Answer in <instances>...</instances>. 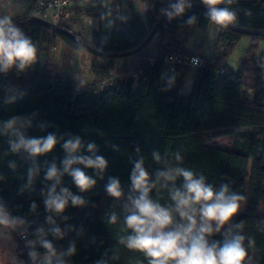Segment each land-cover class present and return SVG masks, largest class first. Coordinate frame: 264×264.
<instances>
[{
	"label": "trees",
	"instance_id": "trees-1",
	"mask_svg": "<svg viewBox=\"0 0 264 264\" xmlns=\"http://www.w3.org/2000/svg\"><path fill=\"white\" fill-rule=\"evenodd\" d=\"M80 1L93 5L87 14L99 15L102 0ZM180 2L150 0L144 15L132 13L127 21L115 19L94 32L90 42L94 48L108 54L124 53L137 48L156 22L171 12L150 41L132 55H93L104 60L92 67L94 78L111 70L119 76L98 93H76L78 83L72 77L40 62L31 69H0V210L9 220L22 218L27 222L31 237H40L38 249L42 254L48 253L44 241L54 251L68 254L67 260L56 264H149L143 253L120 243L131 234L124 217L133 195L130 176L135 162L141 159L152 182H156L158 171L182 167L203 175L217 189L227 184L231 192L244 197V208L209 240L222 241L231 227L233 233L245 237L244 264H264V57H255L259 41H264V0H225L217 5L235 13L231 25L260 35L216 25L209 19L203 0H183V4L203 7L184 8L176 15L173 5ZM27 17L18 16L13 21L21 20L17 27L40 51H48L57 40L86 51L66 35ZM208 24L220 31L210 54L196 52L205 62L195 69L191 86L184 93L186 69L178 75H164V58L171 53L194 54L185 46L187 38L193 28ZM57 26L73 32L66 20ZM242 36H249L251 41L247 56L233 70L226 61ZM11 120L17 123L8 130L6 124ZM17 133L25 139L53 134L57 144L51 152L33 157L23 148L13 150L20 142ZM223 136L229 137L226 146L214 143ZM76 138L82 147L73 155L101 156L107 162L103 172L81 164L72 166L96 181L87 191H81L64 171L63 161L69 154L63 145ZM89 144L96 146L95 156L88 151ZM153 153L159 154V162ZM53 165L60 173L59 183L47 179ZM109 178L120 181V198L106 192ZM182 182L178 178L175 186ZM164 183L158 182L150 197L168 207L172 205L169 190L173 185L164 187ZM53 186L56 194L66 188L84 203L73 205L69 200L60 213L48 209L46 201ZM112 214L117 216L114 224L109 223ZM236 224L243 227L237 229Z\"/></svg>",
	"mask_w": 264,
	"mask_h": 264
},
{
	"label": "clouds",
	"instance_id": "clouds-1",
	"mask_svg": "<svg viewBox=\"0 0 264 264\" xmlns=\"http://www.w3.org/2000/svg\"><path fill=\"white\" fill-rule=\"evenodd\" d=\"M227 2L231 3L232 0ZM203 3L208 6L209 19L216 25L227 26L236 19L235 13L228 8L217 7L225 3V0H203ZM173 8L176 15L183 13V0L173 5ZM36 54V46L14 24L11 16L0 18V69L4 72L13 67L24 70L35 62ZM16 123V120L9 121L6 129L13 130ZM56 144L57 138L53 134L41 139H25L20 135V142L13 145V150L23 148L35 157L51 152ZM63 147L69 154L63 161L64 171L71 175L81 191H87L96 181L81 168L72 166L81 164L85 168L103 172L107 167L106 160L95 156L94 144L88 145V151L95 158L73 155L82 147L79 138L69 140ZM153 156L157 162L160 161L158 153H153ZM176 158L181 159L179 155ZM59 175L53 165L47 172V179L59 183ZM178 178L183 181L180 187L175 186ZM130 179L133 195L129 196L130 206H126L124 224L131 234L120 240L128 249L143 253L149 258V264H244L247 251L243 235L233 233L230 227L223 234L222 241L209 240L213 234L220 233L225 225H230L232 218L240 210L241 201L244 200V197L231 192L227 184L217 189L207 183L203 175L197 176L193 171L182 167H169L166 171H158L156 182H152L143 159L135 162ZM161 180L165 182L164 187L169 183L173 185L169 190L172 205L168 207L150 197V192ZM106 192L112 197L120 198L123 195L120 181L109 178ZM69 200L73 205L84 203L66 188L61 189V194H56L53 186L46 205L48 209L60 213L64 211ZM116 221V214H112L109 223L114 224ZM10 223L7 215L0 210V225L9 226ZM235 227L241 229L243 225L236 224ZM55 234L59 235V229L55 230ZM43 246L49 255H54L50 243L44 241ZM73 251L74 248L69 250L70 253Z\"/></svg>",
	"mask_w": 264,
	"mask_h": 264
},
{
	"label": "crops",
	"instance_id": "crops-1",
	"mask_svg": "<svg viewBox=\"0 0 264 264\" xmlns=\"http://www.w3.org/2000/svg\"><path fill=\"white\" fill-rule=\"evenodd\" d=\"M31 3L32 0H0V18L7 15L14 19L18 16L26 15ZM92 7L91 3L76 0L67 11L65 17L71 30L81 35L82 39L88 43L92 41L94 32L103 30L107 23L115 19L127 21L132 13L144 15L150 7V0H102L101 6L97 8L99 15H89L86 13ZM211 25H213V44L220 29L214 24L200 27H211ZM188 38L185 44L188 49H191L194 54H197L196 52L205 54L198 49L197 45L200 40L187 44ZM250 41L251 38L249 36H242L236 43L231 55L234 54L240 57L241 60L245 58ZM52 48L49 51H40L37 48L36 60L27 68L31 69L36 62H40L51 67L56 72H65L77 83H88L94 80L92 67L104 63L103 59L96 58L87 51L75 50L61 40H57ZM260 56L264 57V41H259L255 52L256 58ZM226 64L229 66L228 59ZM189 69L190 71L186 73V76L190 75V79H187L185 83L187 89L183 90V92L189 90L195 72V69ZM10 221L9 226L0 225V264H28L23 250L24 244L16 238L13 230V220ZM17 221L21 223L26 222L22 218H17ZM31 240L37 244L40 243V237H31ZM43 255L47 264H56L68 258V254L63 250L54 251V255H49L48 253Z\"/></svg>",
	"mask_w": 264,
	"mask_h": 264
},
{
	"label": "built area",
	"instance_id": "built-area-1",
	"mask_svg": "<svg viewBox=\"0 0 264 264\" xmlns=\"http://www.w3.org/2000/svg\"><path fill=\"white\" fill-rule=\"evenodd\" d=\"M74 0H35L28 8V16H36L57 25L65 19L67 11L73 6ZM205 60L199 54L171 53L164 58L163 74H180L183 69H196L204 64ZM116 66L119 65L117 61ZM217 73L222 69H216ZM119 76L113 71L98 74L90 84H77L76 93H98L114 83ZM14 234L24 244L28 264H47L44 255L39 251L38 244L31 240V232L26 222L12 219Z\"/></svg>",
	"mask_w": 264,
	"mask_h": 264
},
{
	"label": "water",
	"instance_id": "water-1",
	"mask_svg": "<svg viewBox=\"0 0 264 264\" xmlns=\"http://www.w3.org/2000/svg\"><path fill=\"white\" fill-rule=\"evenodd\" d=\"M196 8V7H203L201 5L198 4H194V3H186L184 4V8ZM171 12H168L167 14H165L164 16H162L157 22L156 24L153 26L152 30L150 31V33L148 34V36L146 37V39L135 49L124 52V53H120V54H108V53H103L101 51H99L98 49L94 48L90 43L86 42L84 39L76 36V34H74L73 32L63 29L57 25L52 24L51 22L42 19L40 17H36V16H28L27 20L28 21H35V22H39L45 26H48L64 35H66L72 42H74L75 44L81 46L82 48H84L87 52H89L92 55H97V56H106V57H112V56H116V57H126L129 55H132L133 53L139 51L140 49H142L149 41L150 39L153 37V35L155 34V32L158 30V28L160 27V25L168 18V16L170 15ZM20 19H16L14 22V24L17 26L20 23ZM227 28H230L234 31L240 32L242 34L245 35H260L261 33L252 31L250 29H246V28H241V27H236L233 26L231 24H228L227 26H224Z\"/></svg>",
	"mask_w": 264,
	"mask_h": 264
},
{
	"label": "rangeland",
	"instance_id": "rangeland-1",
	"mask_svg": "<svg viewBox=\"0 0 264 264\" xmlns=\"http://www.w3.org/2000/svg\"><path fill=\"white\" fill-rule=\"evenodd\" d=\"M212 26L213 25H211V27H200V26L195 27L193 29L192 33L189 35L187 44H190L192 41H196L197 42V41L200 40L198 45H197L198 49L201 52H203L205 54H208L211 51V44H212V41H213V31H212L213 27ZM228 63H229V67L230 68H232L233 70H237L240 67V64H241V58L233 54V55H231V57L228 58ZM188 71H190L189 68L186 69V71L184 72L186 81H187V79L188 80L190 79V77H189L190 75L186 76V73ZM90 83H92V81L88 82V83H78V84H90ZM186 89H187V86L184 85V89L183 90L185 91ZM246 90H247V92L250 91V89H248V88ZM184 93H186V92H184ZM228 141H229V137L228 136H223V137L215 138L214 143L218 144L220 146H226ZM246 192H247V187H246ZM244 205H245V200L242 201L240 209H243ZM262 210H263V208H259L258 211L262 212ZM23 250H24L25 258L27 260V255H26L25 249L23 248ZM27 262H28V260H27ZM63 264H65V263H63Z\"/></svg>",
	"mask_w": 264,
	"mask_h": 264
}]
</instances>
